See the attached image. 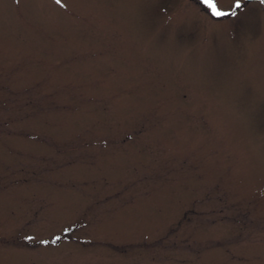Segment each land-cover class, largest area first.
Returning <instances> with one entry per match:
<instances>
[{
  "label": "rangeland",
  "instance_id": "374dc122",
  "mask_svg": "<svg viewBox=\"0 0 264 264\" xmlns=\"http://www.w3.org/2000/svg\"><path fill=\"white\" fill-rule=\"evenodd\" d=\"M216 3L0 0V264H264V0Z\"/></svg>",
  "mask_w": 264,
  "mask_h": 264
},
{
  "label": "snow or ice",
  "instance_id": "6c2138e0",
  "mask_svg": "<svg viewBox=\"0 0 264 264\" xmlns=\"http://www.w3.org/2000/svg\"><path fill=\"white\" fill-rule=\"evenodd\" d=\"M61 2V0H56V3L59 4ZM204 3L207 4L211 10H212V14L214 16H224L228 13L224 12V11H221L218 7H217V3H216V0H204ZM240 6V3H239V0H237V3H236V7H239Z\"/></svg>",
  "mask_w": 264,
  "mask_h": 264
},
{
  "label": "flooded vegetation",
  "instance_id": "af4514ba",
  "mask_svg": "<svg viewBox=\"0 0 264 264\" xmlns=\"http://www.w3.org/2000/svg\"><path fill=\"white\" fill-rule=\"evenodd\" d=\"M262 1H263V0H261V1H259V2H262ZM211 13H212V12H211ZM229 13H230V15L234 14L233 11H230Z\"/></svg>",
  "mask_w": 264,
  "mask_h": 264
},
{
  "label": "water",
  "instance_id": "95a60500",
  "mask_svg": "<svg viewBox=\"0 0 264 264\" xmlns=\"http://www.w3.org/2000/svg\"><path fill=\"white\" fill-rule=\"evenodd\" d=\"M248 1H255V0H248Z\"/></svg>",
  "mask_w": 264,
  "mask_h": 264
}]
</instances>
